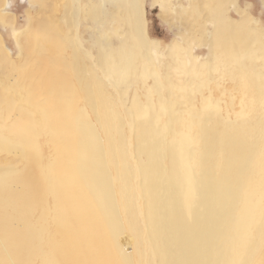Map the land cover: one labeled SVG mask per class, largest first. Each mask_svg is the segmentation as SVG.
Returning <instances> with one entry per match:
<instances>
[{
  "label": "bare ground",
  "instance_id": "bare-ground-1",
  "mask_svg": "<svg viewBox=\"0 0 264 264\" xmlns=\"http://www.w3.org/2000/svg\"><path fill=\"white\" fill-rule=\"evenodd\" d=\"M93 1L94 25L111 30L115 9ZM171 1L154 4L167 13ZM188 1V14L207 12L216 28L205 32L216 36L212 61L181 62L186 86L163 84L153 70L158 46L145 34L140 0H120L126 40L116 48L97 39L96 59L66 34L65 59L54 19L40 45L29 40L26 64L10 62L0 46V70L19 74L12 87L0 78V155L17 157L0 159V264H264V59L249 64L252 46L239 44L253 32L264 51V39L237 0ZM75 4L76 14L90 8ZM171 48L183 50L177 41ZM216 53L258 101L257 117L241 108L233 120V105L223 113L212 91L198 103L208 80L198 77L205 68L214 76ZM139 69L154 80L148 102L136 97L123 111L100 74L121 90Z\"/></svg>",
  "mask_w": 264,
  "mask_h": 264
},
{
  "label": "rangeland",
  "instance_id": "rangeland-1",
  "mask_svg": "<svg viewBox=\"0 0 264 264\" xmlns=\"http://www.w3.org/2000/svg\"><path fill=\"white\" fill-rule=\"evenodd\" d=\"M106 1L107 9H115L113 10L114 19L108 20V23L110 22L109 27L112 31L109 29L106 31L105 29H98L94 25L91 17V12H93V5L96 3L93 0H0V46H2L5 53L8 54L10 62H14V64H17V66L24 65L27 63L26 54L28 55V52L26 51V46L29 40L36 45H40L43 40L42 34H44L42 33L43 25L48 24V26L51 27V21L52 19H54V24L60 32L59 36L57 37V42L62 51L65 53V59H68L72 54L70 43L65 39V34L71 37L78 36L81 40L79 41V50H81L80 53H82L83 51H87L89 53H92L95 58L97 56L96 54L98 53V48L97 45H95L94 41H96L97 39H102L105 41V44H111L116 48L121 45V42L126 40L125 34L127 28L125 27V25H123L122 22L123 14L121 15L120 9L117 8L120 0L115 1V3H113L111 0ZM154 1L155 0H140V6L142 7L144 14L143 19L145 22V34L147 38H149V40L155 41L158 46V49L153 57V59L156 57L153 62H155L154 64L157 67L154 65L153 70H158V79H160L163 84L171 80V83L173 84L176 82V85L186 86V84L188 85L189 79H186V76L181 69L191 68L192 65H190V61H192L193 58H197V64H206L207 61L213 60L214 57H210V50H212V42L215 40L214 36L216 35H212V33L209 32L207 33L205 32V30L208 29V31H213L216 27L213 23L210 24V22H207V19L210 18L205 11L194 16L191 15L190 12L188 14L187 9L190 4L188 0H172L169 4L170 8L168 7L166 10L167 13H164L163 9L160 6L155 5ZM78 2L80 5H90V8L86 9L83 5L84 7L82 14L81 12H78V14H76V11L73 12L72 6H74V3L77 4ZM263 2L264 0H237V5L239 6V8L245 11L253 20L252 24L259 32H261L264 39ZM53 5L54 8L50 9L51 6L53 7ZM69 7L70 11L73 12V15L69 12L65 13L67 9L69 11ZM68 13L70 16V18L68 17V19L73 20L71 24H76V26H73L74 28L71 29L70 27H68L71 24L67 25L68 19L66 16ZM228 15V17L232 21L239 20V16L234 12L233 9L230 10ZM174 41L180 43L181 48L183 49L180 53H178V51L174 53L175 50L171 48ZM50 42L52 45L53 42L51 40ZM239 44L240 46H244L245 44H249L252 46L254 58L249 62V64H255L259 66L262 63V60L264 59V51H262L263 49L262 47H260L261 42H258V34L253 32L251 34L243 33L240 36ZM44 46L47 47L48 42L44 43ZM48 49H51L53 53H55V51H58L57 49H55V47ZM190 51H192L191 55L189 53ZM217 52H221V50L218 49ZM59 55L60 54L56 53V56ZM178 58H181L182 60L180 61L178 60ZM220 58L221 59L219 60V65L216 63L217 67L216 71L213 72V77L212 75H209L206 68L204 69L202 75L198 77L202 79L201 81L208 79L207 82L204 81V88L201 90V93L199 92V94L197 91L195 92L198 103L201 102L202 95L208 96L209 91H212V97H214L212 99L220 102L223 113H226L227 109H229L231 105H233V112H230V116L233 120L238 119L236 118L235 114H239L242 111L246 112L247 110L248 111L245 114L247 115L248 113V117H250L251 114L252 116L250 118L257 117L258 101L253 98L248 99L246 98V96H244V92H242L241 86L238 87L239 85L237 86V82L232 81L229 74H227V68H224L225 65H223L224 57L220 56ZM95 59H86V63H84L87 66H92V64L90 63H93V60L95 61ZM182 61H184V66L181 65ZM186 62L188 65L186 64ZM221 64L223 67L221 66ZM1 68H4V66L0 65V69ZM15 74L16 73L12 71H8L7 73L3 70H0V78H3L2 84H5L4 86L6 87L14 86L15 82L17 81V77L19 79V76H17L19 74ZM7 75H9L10 77ZM14 77H16L15 80ZM106 77L107 75L101 72L100 78L104 79L105 85H109V87L111 86L108 92L113 94L115 93L114 102L117 104V106L120 105V108L122 106L121 109L123 111L131 107V104L136 97L142 104H146L148 102V97L150 94L148 95L147 92L149 91L148 89L153 86L154 80L152 78L143 79L141 77L140 69L136 75V80L131 83L129 81L128 83L121 85V90L118 89L119 87H113V85L109 80L106 79ZM165 77H168V81L166 82L164 80ZM193 87L195 88L196 86ZM151 93V96H153L152 99L156 101V93ZM177 94L182 93L179 91L177 92ZM242 102L246 105H242ZM248 103L249 105L250 103L252 105L249 106ZM82 105L83 104L81 103L80 106ZM245 108H252L250 111L253 113H251L249 109ZM4 111L5 110H3V112ZM185 115L187 114L185 113ZM131 144H133V146L135 145L134 139L131 141ZM45 149L47 150V148L44 147V153L46 157L45 160H49L51 158V155H49L50 150L46 151ZM6 157L9 156H6L5 154L0 155V159H5ZM9 158L14 159L17 157L13 155ZM127 249L128 251L130 250V252L132 251L131 246H128Z\"/></svg>",
  "mask_w": 264,
  "mask_h": 264
}]
</instances>
